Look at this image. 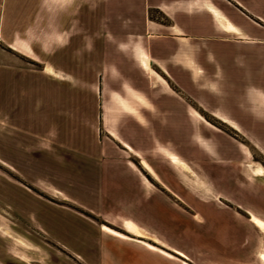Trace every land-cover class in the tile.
<instances>
[{
	"label": "crops",
	"instance_id": "obj_1",
	"mask_svg": "<svg viewBox=\"0 0 264 264\" xmlns=\"http://www.w3.org/2000/svg\"><path fill=\"white\" fill-rule=\"evenodd\" d=\"M0 2L7 13L4 27L12 32L8 45L43 63L40 70L0 69V118L9 124L3 148L14 160L24 158L34 185L133 235L45 204L72 214L94 238L93 247L72 244L75 252L88 250L90 264H161L160 254L175 258L135 232L141 230L186 256L160 235L192 230V217L178 218L174 196L187 183L194 159L202 173L215 171L221 196L247 213L246 219L264 222V165L254 157L264 156V0ZM154 10L170 21L152 18ZM82 77L100 79H89L86 87ZM82 90L93 101L81 113ZM200 109L242 140L208 130L216 142L202 135L197 139L203 148L194 154L190 126H213ZM97 124L106 135L97 134ZM176 166L182 167L179 181ZM32 207L37 217L39 205ZM40 217L42 230L60 240L50 218Z\"/></svg>",
	"mask_w": 264,
	"mask_h": 264
},
{
	"label": "rangeland",
	"instance_id": "obj_2",
	"mask_svg": "<svg viewBox=\"0 0 264 264\" xmlns=\"http://www.w3.org/2000/svg\"><path fill=\"white\" fill-rule=\"evenodd\" d=\"M2 4L0 2V69L7 70L10 65H22L40 70L43 63L15 51L8 45L11 41L10 34L12 32L4 27L7 13L4 11ZM151 17L163 23L170 21L165 14L157 10L151 12ZM34 48L39 55H42L41 44H35ZM89 79L98 83L100 78L82 77V86L87 87ZM2 86L3 81L1 79L0 89H2ZM0 91L2 92V90ZM88 93L83 90L80 93L81 113L85 109L88 110L89 102L93 101ZM101 100L102 97L99 94L97 96L98 103ZM198 111L211 121L213 126L195 122L190 126L194 154L199 153L200 149L203 148L202 141L197 139L202 135L210 136L216 142V135H213L212 131L208 132V130L216 131L219 128L241 139L230 126L218 124L203 109ZM98 113L99 111L97 112L99 116ZM8 125L5 116H2L0 118V158L2 160L0 161V264H90L88 250L84 254H79L73 250L72 244L89 248L94 246L95 240L88 232L80 230L79 225L75 224L76 218L67 212L79 215L92 224L99 226L107 224L118 231L133 236L120 226L111 224L83 207L74 204L71 199L50 195L34 185L30 180V173L25 171L24 158H18L17 160L15 158L14 160V158L8 156V150H5V147L3 148L2 144L7 142L5 139L9 137ZM207 126L208 129H206ZM96 127L98 135H106L102 124H97ZM122 127L126 128V125ZM110 130L114 136L121 138L113 126L110 127ZM89 133L93 132L90 131ZM123 142L131 151H136L127 141ZM254 157L257 161L264 163V156L260 153L255 152ZM32 159H37V162H40L39 158L34 157ZM135 160L137 161V159ZM8 163H12L14 167L22 171L11 170ZM181 170V166H176L178 181L182 173ZM188 174L190 179H187L186 184L182 183L183 188L178 187L175 190L177 195L174 198L177 201L175 207L178 218L192 217V230L187 229L185 231L184 228H178L175 236L160 235L168 246L182 251L187 257L169 247H164L151 238H144L175 256V258H169L160 254V263L183 264V260H186L191 264H264L262 259L264 254V231L256 226L252 220L246 219L247 213L245 214L236 204L221 196L220 189L217 188L215 183V171L206 172L205 170L202 173L199 160L194 159L193 171ZM78 186L73 191H78ZM80 188H83L84 192L82 193L88 195V199L91 200L92 198L86 193L87 190L84 189V186L80 185ZM45 204L63 208L67 212L43 208ZM36 205L37 207L39 205V215L37 217L34 216V210L32 209V206L35 207ZM209 210L213 214H210ZM236 212L244 214L245 218L239 216ZM139 213L141 214V211ZM234 213L238 218L232 220ZM40 216L43 219L50 218L49 224L52 225L50 227L53 228L55 234H58L60 240L42 230ZM223 225L227 228H223ZM150 232L155 233L156 231L151 229ZM127 242L143 246L134 241ZM239 248L245 252H242L243 255H238Z\"/></svg>",
	"mask_w": 264,
	"mask_h": 264
},
{
	"label": "bare ground",
	"instance_id": "obj_3",
	"mask_svg": "<svg viewBox=\"0 0 264 264\" xmlns=\"http://www.w3.org/2000/svg\"><path fill=\"white\" fill-rule=\"evenodd\" d=\"M177 163H179L182 167H186V164L179 158H177L176 160ZM253 221L256 223L257 226L264 228V222L262 220H260L259 218L254 217ZM136 233L147 237V238H152L153 240L157 241V242H161L158 238H156L155 236H149V234L147 232L141 231V230H135Z\"/></svg>",
	"mask_w": 264,
	"mask_h": 264
},
{
	"label": "trees",
	"instance_id": "obj_4",
	"mask_svg": "<svg viewBox=\"0 0 264 264\" xmlns=\"http://www.w3.org/2000/svg\"><path fill=\"white\" fill-rule=\"evenodd\" d=\"M264 164V163H263Z\"/></svg>",
	"mask_w": 264,
	"mask_h": 264
}]
</instances>
